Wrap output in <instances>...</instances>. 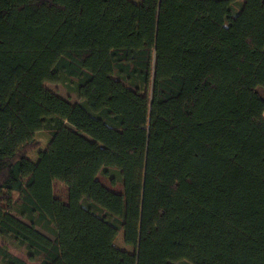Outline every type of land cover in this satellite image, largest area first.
<instances>
[{
    "label": "trees",
    "instance_id": "16d2710c",
    "mask_svg": "<svg viewBox=\"0 0 264 264\" xmlns=\"http://www.w3.org/2000/svg\"><path fill=\"white\" fill-rule=\"evenodd\" d=\"M0 236L38 264H264V0H0Z\"/></svg>",
    "mask_w": 264,
    "mask_h": 264
},
{
    "label": "rangeland",
    "instance_id": "374dc122",
    "mask_svg": "<svg viewBox=\"0 0 264 264\" xmlns=\"http://www.w3.org/2000/svg\"><path fill=\"white\" fill-rule=\"evenodd\" d=\"M131 1V0H129ZM132 1H140V0H132ZM46 86L54 91L55 93H57L58 95L62 96L63 98L67 99L68 101H70L71 103H76L78 101V98L76 96V94L74 92L69 91L68 89L65 88V86H63L61 83H55V82H46ZM37 138L40 142V145L36 148L31 149L27 156L33 160L34 162H36L38 160V155L40 153V151H43L46 149V147L48 146L49 142H50V135L46 132V131H40L37 133ZM97 178L107 187H109L110 189L114 190V191H121V185L115 184L113 185L110 180L99 174L97 176ZM54 193L55 195L66 201L68 198V192H67V187L60 182L59 180H55L54 181ZM42 232L46 233L47 235L51 236L52 235L45 231L42 228H39ZM0 244L1 245H5L6 247H8L9 251L13 254H15L16 256L24 259L27 263L29 264H38L37 261L35 260H31L28 257L27 252L20 247L17 243H15L13 240L9 239V238H5V237H1L0 236ZM115 245L121 249L127 250L129 252H134V247L130 246L128 244L125 243L124 241V234L121 231L118 236L115 239ZM0 264H3L0 262ZM178 264H184V263H178Z\"/></svg>",
    "mask_w": 264,
    "mask_h": 264
}]
</instances>
